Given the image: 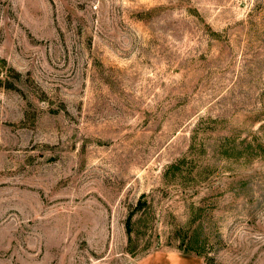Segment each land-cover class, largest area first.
Returning a JSON list of instances; mask_svg holds the SVG:
<instances>
[{"label": "rangeland", "instance_id": "obj_1", "mask_svg": "<svg viewBox=\"0 0 264 264\" xmlns=\"http://www.w3.org/2000/svg\"><path fill=\"white\" fill-rule=\"evenodd\" d=\"M0 264H264V0H0Z\"/></svg>", "mask_w": 264, "mask_h": 264}]
</instances>
